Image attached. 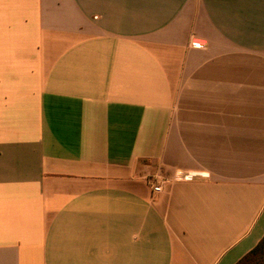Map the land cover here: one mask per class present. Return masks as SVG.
I'll return each mask as SVG.
<instances>
[{
	"label": "crops",
	"instance_id": "crops-1",
	"mask_svg": "<svg viewBox=\"0 0 264 264\" xmlns=\"http://www.w3.org/2000/svg\"><path fill=\"white\" fill-rule=\"evenodd\" d=\"M263 237L264 0H0V264H237Z\"/></svg>",
	"mask_w": 264,
	"mask_h": 264
},
{
	"label": "built area",
	"instance_id": "built-area-1",
	"mask_svg": "<svg viewBox=\"0 0 264 264\" xmlns=\"http://www.w3.org/2000/svg\"><path fill=\"white\" fill-rule=\"evenodd\" d=\"M191 46L196 49H203L205 47V43L202 41L194 40L191 42ZM196 177V174H184L181 172L175 173L173 179L175 181H191ZM166 181L162 180L161 182L157 181V178L153 177L150 179L151 186L153 188V192L155 194H159L163 191V183Z\"/></svg>",
	"mask_w": 264,
	"mask_h": 264
},
{
	"label": "trees",
	"instance_id": "trees-1",
	"mask_svg": "<svg viewBox=\"0 0 264 264\" xmlns=\"http://www.w3.org/2000/svg\"><path fill=\"white\" fill-rule=\"evenodd\" d=\"M237 264H264V237L260 243Z\"/></svg>",
	"mask_w": 264,
	"mask_h": 264
}]
</instances>
